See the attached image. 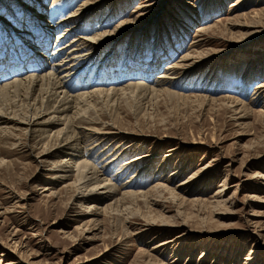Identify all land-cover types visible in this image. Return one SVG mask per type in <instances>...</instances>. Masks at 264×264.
Masks as SVG:
<instances>
[{"label": "rangeland", "instance_id": "obj_1", "mask_svg": "<svg viewBox=\"0 0 264 264\" xmlns=\"http://www.w3.org/2000/svg\"><path fill=\"white\" fill-rule=\"evenodd\" d=\"M84 1L101 2L75 18L68 38L132 23L77 64L67 89L130 79L165 90L101 94L84 105L76 124L97 135L81 134L83 158L116 188L108 198L81 199L75 172L55 177L63 154L46 152L56 138L0 130V264H264V0H45L56 29L44 42L40 23L4 0L5 25L16 15L27 29L0 53V70L30 73L28 42L48 55L61 21ZM2 32L0 50L9 40ZM188 52L189 66L154 83ZM28 97L9 92L0 109L29 115L36 102ZM138 190L144 195L122 196Z\"/></svg>", "mask_w": 264, "mask_h": 264}, {"label": "bare ground", "instance_id": "obj_2", "mask_svg": "<svg viewBox=\"0 0 264 264\" xmlns=\"http://www.w3.org/2000/svg\"><path fill=\"white\" fill-rule=\"evenodd\" d=\"M16 1L17 0H14V2ZM27 1L28 2L26 3L24 1L22 3L19 2V4L18 2L16 3L17 5H20L22 7V9L27 14V17L32 20L31 21L32 23L30 24H34L37 26L38 25L37 22L40 23L44 33L46 34L44 38L42 39V41L47 40V37H49V35L53 33V31L55 32L56 26H54V24L51 22V21L54 22V19H52L51 12L48 11V13H46L47 12L46 5H43V3L45 4V0H27ZM30 2L35 3L36 8H33L29 4ZM0 3H4V0H0ZM62 3L64 5L66 2L64 3L63 1ZM98 3L91 5L92 3H90L89 1H84L78 8H76L75 10H71L66 15V18H64L63 21H61V23L67 21V24L64 25L66 27L65 29H62L63 31H61V33L55 36V42H54L52 52L50 51L48 55L45 54L46 51H44L42 48L35 47V44H30L27 41L28 45H26V48L29 49L28 51H31L32 58H33L32 59L30 57L32 61L31 59H29L30 61L26 62L27 64L25 63L27 69H29L27 70V72L31 71L30 73L24 76L16 77L17 75L11 74L13 70H12L11 65H8V64L4 66V67H7V69H4L5 71H3L4 67L0 70V81H4L3 83L2 82L0 83V98H2L4 95H6L9 92H16L22 89V90H25L27 96L29 95L28 103H30V105H31V101L36 102L34 104L35 106L31 107L32 111L29 115L27 113V115L25 114L20 117L12 114L11 112H7V110L0 109V130H3L2 132L11 133L12 131L23 129L25 130V132L28 134L29 137L37 136L41 139L56 138L57 142L55 143V145L51 146V149H49V151L46 152V153H51V154L52 153L53 154H56V153L63 154V159H61L58 163L54 165V169L56 170V173H59V175L56 174L57 176L55 177H58L61 179V178L66 177L69 172L70 173L75 172V174H77L76 176L78 177L76 181L80 182L82 184V188L86 189V191L78 192V195L81 197V199L83 198L86 200L87 199L89 200L92 198L94 199H103L105 197L108 198L109 196H112V194L116 192L115 190L116 188H114L113 184L107 182V179L103 177L101 178V174L98 172V170H96L94 166H92L85 158H83V150H82L83 149L82 148L83 138L81 139V134L82 133H88V134L97 133L93 128L89 127V125L87 126L84 124L83 125L76 124L77 122L79 123V121L77 120H81V115L83 113L82 111H84L83 107H85L90 102V100L96 99L101 94L107 95V96L108 95L115 96V95L126 94L127 91L129 92L137 91L140 94L147 95L148 93L165 90L161 88H160L161 90L150 88V86H148L149 84L147 83L145 84L144 81L142 82L140 80L141 82L140 81L133 82L130 79H129L130 82L127 81L126 84L124 83L123 85L119 87L111 86L109 88H103L101 85V87L95 86L93 89L88 88L89 90L82 89L80 91H75V92H73L74 90H72L71 92L69 89H67V86H69L68 82L70 83L74 70L77 68V64L79 62L82 63L81 61H84L89 57L91 58V55L93 54L94 51L102 50L104 48L105 43L108 40H111L114 38V37H109V36L117 35L116 32L118 31L117 29L119 27L121 26L123 27V25H128L131 22V20L122 21L118 25H116L113 28V30H110V31L104 30L102 32L95 33L93 35H90L89 34L90 31H89V33H86V35L83 32L84 35L74 34L68 38L67 37L69 35L68 33L71 32L72 30L74 31V29L68 26L72 24L73 22H75L74 20L78 16H82V14H86L89 9L97 8L95 6ZM23 5H26V6L23 7ZM9 6L6 7V11H8V14L10 13L11 10L15 9L14 7L12 9V7L11 6L9 7ZM20 6H18L17 8L21 9ZM69 7L71 6L69 5ZM56 8H61V6L56 7ZM1 16H2V19H1ZM4 17L3 15L0 14V32L3 31L2 32L3 36L5 37L6 35L9 40L6 41V39H4L5 44L2 46L0 50L1 54H4V52H7V51L9 52L13 51L12 50L14 46L13 42L21 38H24L25 33H26L24 29H27L26 24H25L26 22L22 23V25L21 24L19 25V23L21 22L18 16L15 15L14 18L11 19L10 24H8V26H6L4 23L6 21ZM34 21H36V23ZM15 24L19 25L20 26L19 28H22V30L21 29L19 30L20 32H17L18 29L14 26ZM1 26L2 27L4 26V28H2ZM57 29H60V28H57ZM22 35L24 36L22 37ZM21 40H19V43ZM28 53L29 52H27V54L25 55H28ZM193 57L194 56L192 52H188L182 55L177 61L167 65L166 68H164L163 71L161 72L162 74L154 80V83L158 85H162L169 78V76L171 75L172 71L175 70V68L184 69L183 67L189 66L190 65L189 61H191ZM20 59L22 61V58ZM129 63L131 64V62ZM2 64L3 62H0V66H2ZM46 65L48 68L45 69ZM16 66L18 65H15L14 67ZM40 68L41 69L44 68L41 71V73H35V71H38L37 69H40ZM7 75L8 76L13 75L14 77L12 76L13 79L6 81L8 78H10V77L7 78ZM91 86L89 85V87ZM82 87L83 85L80 86L79 88L81 89ZM261 87H264V86H261ZM83 88H87V87H83ZM198 97L207 99L206 97H202V96H198ZM222 100H227L228 102L230 101L236 104L238 103V102L233 101L232 98L227 97V96L226 97L223 96ZM82 120L85 123H87L89 119L83 118ZM1 124H5V125L2 126ZM61 125L62 127L58 129L57 126H61ZM1 126L2 128L4 127V129H2ZM140 192L141 191L139 190H138V193L135 191H126L122 193V196L123 197L124 196H143L144 194ZM11 263L12 264L18 263V261L16 258H14Z\"/></svg>", "mask_w": 264, "mask_h": 264}]
</instances>
